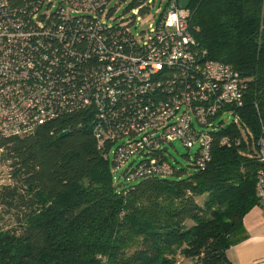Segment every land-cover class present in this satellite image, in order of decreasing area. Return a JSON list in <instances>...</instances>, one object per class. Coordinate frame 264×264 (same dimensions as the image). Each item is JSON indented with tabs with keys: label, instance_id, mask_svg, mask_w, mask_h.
<instances>
[{
	"label": "trees",
	"instance_id": "16d2710c",
	"mask_svg": "<svg viewBox=\"0 0 264 264\" xmlns=\"http://www.w3.org/2000/svg\"><path fill=\"white\" fill-rule=\"evenodd\" d=\"M185 6L193 10L200 50L245 77L237 112L253 135L216 117L209 130L212 157L204 166L197 150L193 171L176 168L164 146L172 174L145 175L137 183L126 180L127 169L125 182L116 177L117 144L99 147L79 113L48 121L31 135L0 138L11 177L0 185V206L15 222L0 227V264H177L179 255L197 264H233L226 251L260 202L255 154L264 138V0H188Z\"/></svg>",
	"mask_w": 264,
	"mask_h": 264
},
{
	"label": "built area",
	"instance_id": "2783aa9c",
	"mask_svg": "<svg viewBox=\"0 0 264 264\" xmlns=\"http://www.w3.org/2000/svg\"><path fill=\"white\" fill-rule=\"evenodd\" d=\"M135 1L134 16L115 21L107 0H0V138L31 135L48 121L79 113L99 147L117 144L114 169L130 163V182L172 174L162 149L177 140L197 145L204 166L212 157L209 130L216 117L253 135L237 112L245 77L200 50L193 10L177 0L162 7L159 0L156 22L135 33L136 16L150 13L157 0ZM256 147V191L264 209L263 137ZM132 158L141 160L133 166Z\"/></svg>",
	"mask_w": 264,
	"mask_h": 264
},
{
	"label": "rangeland",
	"instance_id": "374dc122",
	"mask_svg": "<svg viewBox=\"0 0 264 264\" xmlns=\"http://www.w3.org/2000/svg\"><path fill=\"white\" fill-rule=\"evenodd\" d=\"M181 6L184 8H189L185 6L188 0H180ZM133 0H113L110 6L117 5L116 10L113 12L112 17L115 18V21L121 20V17L129 18L134 16V12L132 11L131 5ZM165 0L163 1L162 7L165 5ZM159 0H157L156 4L153 6L150 13L146 15L138 14L136 16L137 25L138 27L134 29V32H139L141 29H148L149 24L156 22L157 15H155V10L159 7ZM130 7V8H129ZM191 9V8H190ZM229 114H226L225 117H228ZM197 152V145L188 148L184 145L183 141L177 140L172 144H169V149L167 151L168 159L175 166L176 168H187L189 171H193V167L191 162L195 159V154ZM113 157V153H112ZM134 159V160H133ZM141 158H132L133 166H135ZM130 163L120 167L116 172L115 175L117 178L125 182L124 172L129 167ZM139 182L136 180L134 183ZM11 183L10 177V167L9 162L3 159L2 149H0V185H5ZM201 202L203 201L202 198L199 199ZM15 224L13 220L12 213H9L4 207L0 206V227L8 228L12 227ZM177 264H197L195 259H189L183 257L181 255L178 256V263Z\"/></svg>",
	"mask_w": 264,
	"mask_h": 264
},
{
	"label": "crops",
	"instance_id": "0c3cea01",
	"mask_svg": "<svg viewBox=\"0 0 264 264\" xmlns=\"http://www.w3.org/2000/svg\"><path fill=\"white\" fill-rule=\"evenodd\" d=\"M226 254L233 264H264V209L260 204L244 216Z\"/></svg>",
	"mask_w": 264,
	"mask_h": 264
},
{
	"label": "water",
	"instance_id": "95a60500",
	"mask_svg": "<svg viewBox=\"0 0 264 264\" xmlns=\"http://www.w3.org/2000/svg\"><path fill=\"white\" fill-rule=\"evenodd\" d=\"M181 7H183V6H181ZM68 133H69V130H66V131H63L59 136L62 137V136L67 135ZM164 150H167V147H164Z\"/></svg>",
	"mask_w": 264,
	"mask_h": 264
}]
</instances>
